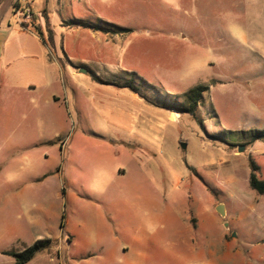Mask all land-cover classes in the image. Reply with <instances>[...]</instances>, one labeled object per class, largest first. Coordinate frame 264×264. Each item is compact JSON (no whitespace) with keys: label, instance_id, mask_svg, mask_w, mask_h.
I'll list each match as a JSON object with an SVG mask.
<instances>
[{"label":"rangeland","instance_id":"374dc122","mask_svg":"<svg viewBox=\"0 0 264 264\" xmlns=\"http://www.w3.org/2000/svg\"><path fill=\"white\" fill-rule=\"evenodd\" d=\"M19 2L68 73L61 119L0 123V264H264V0Z\"/></svg>","mask_w":264,"mask_h":264},{"label":"crops","instance_id":"0c3cea01","mask_svg":"<svg viewBox=\"0 0 264 264\" xmlns=\"http://www.w3.org/2000/svg\"><path fill=\"white\" fill-rule=\"evenodd\" d=\"M48 1L52 2L55 11L72 5V0ZM27 2L23 6L19 0H0V110L5 112L0 116L2 124L11 125L18 114L41 122L57 121L63 116V104L53 100L52 95L54 90L61 89L68 68L62 53L56 51L54 33L55 47L43 40L47 39L45 19L49 21V11L43 7L41 11L34 12L31 3ZM16 4L20 9L25 6L31 8L35 19L33 23L20 21L14 10ZM9 10L15 17L14 23L7 16ZM63 20L61 17V22ZM71 73L77 75L80 71L73 70Z\"/></svg>","mask_w":264,"mask_h":264},{"label":"trees","instance_id":"16d2710c","mask_svg":"<svg viewBox=\"0 0 264 264\" xmlns=\"http://www.w3.org/2000/svg\"><path fill=\"white\" fill-rule=\"evenodd\" d=\"M102 22V21H101ZM104 25H108L106 22H102ZM62 26H79L84 28H91L93 30L103 31L105 33L112 31L111 29H106L101 27L100 25H97L92 22H87L85 20H81L78 18H73L69 20H63L61 22ZM37 32L42 36V32L40 30H37ZM43 38V37H42ZM44 42L48 45L51 44L53 41L52 32L49 30L48 32V40L44 39ZM135 89V88H134ZM206 90V86L198 84L190 89H188L184 93L185 102L188 105V110L193 111L198 104V102L202 98V93ZM180 110H184L185 108H180ZM250 138L254 139H264V129L263 130H254L251 133ZM257 170V166H251V171L249 175V185L252 189H254L258 194H264V180L260 179L255 171ZM52 240L50 238H44V239H38L30 246L26 247L20 252H9L10 255H13L15 257V261L12 264H24L27 261H29L37 251L44 250L48 248L50 245H52Z\"/></svg>","mask_w":264,"mask_h":264},{"label":"built area","instance_id":"2783aa9c","mask_svg":"<svg viewBox=\"0 0 264 264\" xmlns=\"http://www.w3.org/2000/svg\"><path fill=\"white\" fill-rule=\"evenodd\" d=\"M17 17L21 22L29 24L32 18V10L29 6H25L23 8H19L15 11Z\"/></svg>","mask_w":264,"mask_h":264},{"label":"water","instance_id":"95a60500","mask_svg":"<svg viewBox=\"0 0 264 264\" xmlns=\"http://www.w3.org/2000/svg\"><path fill=\"white\" fill-rule=\"evenodd\" d=\"M80 71L87 73V70L85 68H82V67L80 68ZM180 145H181L182 148H185V143L184 142H181ZM239 150H241V149H239ZM216 210L222 217H225L226 211H225V207H224L223 204H218L216 206ZM225 226H228L227 223H225Z\"/></svg>","mask_w":264,"mask_h":264}]
</instances>
